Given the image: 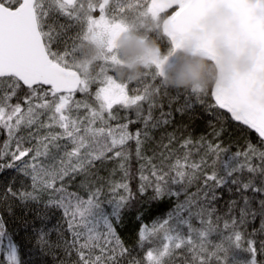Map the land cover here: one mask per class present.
<instances>
[{"label":"snow or ice","instance_id":"1","mask_svg":"<svg viewBox=\"0 0 264 264\" xmlns=\"http://www.w3.org/2000/svg\"><path fill=\"white\" fill-rule=\"evenodd\" d=\"M151 3L143 0V15H155ZM215 3L217 0H179L166 9L172 18L170 27L159 32L158 38L170 49L169 56L192 40L199 19ZM110 5L105 6L104 0H0V131L6 133L0 145V264H66L73 249L76 264H117L116 257L128 249L110 219L103 218V230L91 219L100 208L103 187H93L90 177L102 181L98 175L92 176L96 163L118 159L126 178L133 148L130 142H134L135 157L144 160L149 170L144 175L145 164H141L138 191L152 187V200L164 195L177 198L175 209L166 218L140 224L139 242L147 249L148 264H173L176 250L190 253L181 264H189V260L190 264H210L209 257L213 258L211 264H230L234 250H242L248 257L234 264H264V151L248 143V151L223 158L229 150L223 146L226 129L221 124L227 115L240 122L242 131L254 130L264 145V107L249 102L243 83L206 93L174 89L175 97H171L162 83L161 61H154L156 70L147 81L118 80L109 68L114 60L107 57L94 76L81 75L73 60L77 43L122 27L117 21L122 19L124 0H110ZM234 6L264 36V0L254 7H248L245 0H234ZM97 10L99 15L94 16ZM55 14L79 26L71 46L61 38V32L71 25L59 24ZM198 48L207 50V44ZM77 93L83 98L76 99ZM181 97L183 104L175 111L184 115L195 104L203 105L221 125L217 128L208 123L211 135L221 142L201 136L194 144L189 134L181 145L183 155L169 163L173 154L169 148L176 135L167 133L159 144L164 151L155 154L159 163H152L144 150L154 143V131L172 122L173 100ZM165 107L170 110L165 112ZM130 125L138 126L133 132ZM165 138L168 144L163 143ZM192 148L197 149L198 162L190 160ZM254 158L258 164L253 163ZM81 174L85 180L80 187L88 191V199L68 190V180ZM197 180V190L189 193ZM172 184L181 186L182 202L181 191H173ZM110 187L113 192L122 189L128 194L110 202L115 201L118 210L129 207V185L111 183ZM225 193L229 198L221 213L217 204ZM142 212L135 213L141 221ZM57 214L59 220L53 223ZM257 219L259 226L251 227ZM66 231L71 232V241ZM213 236L218 238L216 242ZM157 243L162 247H152ZM97 248L101 254L94 256ZM130 264L143 262L132 260Z\"/></svg>","mask_w":264,"mask_h":264},{"label":"trees","instance_id":"2","mask_svg":"<svg viewBox=\"0 0 264 264\" xmlns=\"http://www.w3.org/2000/svg\"><path fill=\"white\" fill-rule=\"evenodd\" d=\"M143 0H124V5L122 6V20L129 23L132 31L134 32L133 39L135 38H143L147 41H151L158 51L160 52V57L162 59L172 58V62L166 66L162 70L163 75V85L168 89L169 95L171 97H175V90H191L196 93H206L209 89H214L216 80H217V68L213 62L207 60L210 65H212L213 71H209L207 74L208 82L202 85L199 88L193 87H174L170 84L169 78H178L182 73L187 70V65L191 62V59L196 56L187 55L181 51H176L171 56L168 55L169 48L166 46L161 39L158 38V33L164 31L163 24L169 17L167 11H160L158 18H154V15H143L141 13V5ZM105 6H111L110 0H104ZM153 7L152 3L150 7ZM94 16L99 15V11L93 12ZM55 18L59 24H69L71 25L69 28L64 29L61 32V38L64 39L69 46L74 41L77 32L79 31V26L75 24L74 21H70L67 17L55 14ZM57 31H61L57 29ZM130 44V43H129ZM128 43L122 45L118 48L119 54L117 56V61H114L110 66V71L115 74V77L120 81L125 82H141L147 81L149 75L154 72L155 64L154 63H144V66L140 69L137 74L135 70L130 69L129 65L131 62L138 59L134 54L126 53L125 49L129 45ZM64 47L63 44L60 46ZM59 50V49H57ZM104 53L101 49H99L88 37L87 39H83L77 43L76 52L74 54L73 60L75 69L83 76H86L82 69L85 67L88 68L89 77L94 76L104 62ZM149 83H154L152 81H148ZM130 85V87H134ZM76 99H82L83 94L77 93ZM13 102H15V98H13ZM91 102V101H90ZM183 104V98L174 99L172 104V117L171 123L163 126L160 129H156L154 131V143H150L146 149L144 150L143 155L152 160V163L158 164L159 161L156 159L155 154H158L161 151H164L159 147L161 142V137H166L167 133H175L176 139L170 145L169 151L173 154L169 157V163H175L177 157L182 156L185 149L181 148L183 144V140L188 138L189 134L194 142L199 141L201 136L207 138L208 141H214L216 143H220V140H215V138L211 135L213 129L208 127L209 121L216 125L219 128L221 125L216 123L214 117H212L211 113H206L204 111V106L200 104H195V107L192 111L186 112L184 115H181L180 112L175 111L176 108L180 107ZM170 109L165 107L164 111L167 112ZM83 111V110H81ZM124 112L121 111V115ZM194 114V115H193ZM155 116H159V111L154 112ZM191 117V118H190ZM113 126L115 122H112ZM223 127L226 129L225 133L222 136L223 146L227 148L229 151L223 157L227 158V155H230L235 152H246L248 151L247 144L251 143L258 150L264 151V145L260 143V138H258V134L255 133L254 130H248L247 132L242 131L240 127V122L232 121L228 119V116H225V119L221 122ZM138 125H130V130L135 131ZM6 139V133L0 131V145L3 144ZM133 144V148L131 149L132 155L130 160L128 161L127 167L129 171V175L125 178L123 170L119 169L118 165L120 161L117 160H108L103 165L99 162L96 163V166L92 169V176L98 175L103 178L101 180H95L90 177V183L94 186H102L103 194L102 201L99 209H95L93 212V216L91 219L93 222H97L98 226L101 230L104 228L103 218H108L113 223V227L116 229L117 235L120 237L121 241L124 244V247L128 249L126 253L122 256L116 257L117 264H130L132 260L142 261L143 264H148L146 260V250L142 249L140 242L138 231L140 228L141 222L144 224L151 225L158 219L166 218L169 213H171L177 204V198L174 196L164 195L158 197L154 200L150 199L153 195V188L148 187L145 192L141 193L138 191L140 186V166L141 164H145L144 175H149L148 165L144 160H139L134 155V142H130ZM164 144H168L169 141L167 138L163 139ZM192 155L190 160L193 162L199 161V154L197 153L196 148L191 149ZM253 163L258 164V158H254ZM116 169L113 174L112 170ZM167 179V177H166ZM85 180V176L83 174L76 176L74 179L68 180V190L71 192L78 193L81 198L88 199L89 193L84 188H81V183ZM199 180L194 181L192 186L188 189V192H195L197 190V185L199 184ZM111 183H127L129 188L131 189V198H130V206L124 209H117V204L115 201H111L110 199H118L120 195H128L123 192V190H117L113 192L110 184ZM173 191H181V196L179 200L182 202L184 200V194L180 185L172 184L171 185ZM227 193L224 194L221 201L218 202L217 208L223 213L226 210L225 201L228 199ZM137 210H143L142 212V221L139 217L135 216ZM116 213V215H114ZM117 216L119 218H117ZM59 220V214H57L56 219L53 220V223H56ZM63 224V221H60ZM193 224L196 227H199V223L196 220H193ZM11 224L7 225L10 229ZM259 219L253 224L251 227H258ZM251 227L249 230H251ZM64 228H67V225L64 224ZM161 233V238H162ZM66 238L71 241L72 236L71 232H65ZM213 241H217V237H212ZM83 239L80 240V243H83ZM147 246V245H146ZM154 248H161L162 243H157L153 245ZM211 251V249H210ZM107 253V249H105ZM100 250L97 248L93 255H100ZM61 259H65V257L60 256ZM186 257H190V253H187L184 250H176L173 259V264H181L182 260H185ZM247 254L242 250H234L232 253V257L230 258V264H234L236 260H246ZM78 259L75 249L71 251V253L66 258V264H76V260ZM168 259V258H166ZM257 259H260V256L257 255ZM213 260L212 257H209V261ZM107 264V261L105 262ZM190 264V260H189Z\"/></svg>","mask_w":264,"mask_h":264},{"label":"water","instance_id":"3","mask_svg":"<svg viewBox=\"0 0 264 264\" xmlns=\"http://www.w3.org/2000/svg\"><path fill=\"white\" fill-rule=\"evenodd\" d=\"M245 2L248 7H254L258 0H245ZM177 3L179 0H152V5L158 11H166ZM221 9H228L230 15L221 17L218 24L210 28L207 21ZM171 19L169 16L164 22L163 30L170 27ZM253 24L254 22L244 12L234 6V0H217V3L199 19L193 30L192 40L178 51L191 56H204L215 64L218 71L215 90L223 91L243 83L246 85L249 102L258 107H264V36L257 34ZM113 29L110 51L116 45H122V41L127 44L133 40L127 27L122 25ZM217 38L224 40L235 58L251 54L253 60L251 69L241 71L234 63L226 64L225 58L217 52L215 46ZM201 43L207 44V50H199L198 45ZM158 59L159 56L151 60L154 62Z\"/></svg>","mask_w":264,"mask_h":264},{"label":"clouds","instance_id":"4","mask_svg":"<svg viewBox=\"0 0 264 264\" xmlns=\"http://www.w3.org/2000/svg\"><path fill=\"white\" fill-rule=\"evenodd\" d=\"M230 15L228 9H221L218 13L214 14L207 21L210 28H214L221 17ZM122 45L124 41L121 42ZM217 52L225 58L226 64H235L241 71H248L253 66V60L251 54L244 55L239 58H235L231 49L227 47L222 38H217L215 42ZM126 53L134 54L136 57H142L143 60L137 59L130 63L129 67L138 74L140 69L144 66V62L154 59L158 56L156 46L151 42L143 38L133 39L128 47L125 49ZM213 71L212 65L207 61L204 56H196L191 59V62L187 65V70L182 73L178 78H169V82L174 87H193L199 88L208 82L207 74L209 71Z\"/></svg>","mask_w":264,"mask_h":264},{"label":"rangeland","instance_id":"5","mask_svg":"<svg viewBox=\"0 0 264 264\" xmlns=\"http://www.w3.org/2000/svg\"><path fill=\"white\" fill-rule=\"evenodd\" d=\"M77 2H81V0H77ZM151 8L155 11V15H154V18H158L159 14H160V11H158L154 6ZM117 24H121L125 27L128 28V31L130 33L131 36H134V32L132 31L129 23L125 22L124 20H119L117 21ZM113 34H114V29L112 28L110 31H105V32H99V33H96L94 34L93 36H89L90 40L99 48L103 51L104 53V58H112L114 61H117V56L119 54V50L116 49V47L114 48L115 51H110V42L112 41L113 39ZM129 44V43H128ZM158 51V49H157ZM160 52L158 51V56H159V59L158 61H161L162 62V65H161V69L163 70L164 68H166L167 65H169L171 62H172V58H167V59H162L160 57ZM138 59L140 60H143L142 57H139ZM154 63L152 60H147L145 61L144 63ZM82 72L86 75V77H89V71H88V68L85 67L84 69H82Z\"/></svg>","mask_w":264,"mask_h":264},{"label":"flooded vegetation","instance_id":"6","mask_svg":"<svg viewBox=\"0 0 264 264\" xmlns=\"http://www.w3.org/2000/svg\"><path fill=\"white\" fill-rule=\"evenodd\" d=\"M118 47H120V46L117 45L116 48H118Z\"/></svg>","mask_w":264,"mask_h":264}]
</instances>
